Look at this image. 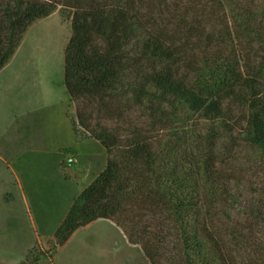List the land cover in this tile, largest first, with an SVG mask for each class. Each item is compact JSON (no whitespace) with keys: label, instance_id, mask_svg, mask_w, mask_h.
Wrapping results in <instances>:
<instances>
[{"label":"trees","instance_id":"16d2710c","mask_svg":"<svg viewBox=\"0 0 264 264\" xmlns=\"http://www.w3.org/2000/svg\"><path fill=\"white\" fill-rule=\"evenodd\" d=\"M65 3L0 0V71L14 57L34 23L59 9L68 10L71 37L65 50L64 81L71 102L98 101L100 107L108 109L115 94L122 92L131 95L123 108L145 109L154 124L175 122L176 133L165 144L137 133L123 144L108 129L92 130L89 120L78 113L80 124L101 143L107 155L118 154L108 158L106 168L74 199L53 234L54 247L64 248L78 232L100 221H134L129 218L133 207L143 205L164 210L173 219L185 264H236L233 247L239 253L254 249L263 257L264 245L256 243L251 230L234 229L224 235L213 231L209 222L220 213L219 207L225 216L237 202L218 169L234 154L233 146L224 151L220 148L232 132L225 111L229 100L246 104L248 117L242 139L264 163V61L257 68H248L244 75L237 59L217 51L215 56L204 58L197 77L190 81L178 72L183 49L157 21V16L167 14L172 19L184 17L178 14L179 5L170 8L166 0L158 4L153 0ZM247 14L245 22L261 17L264 23V9L259 15ZM263 23L257 28L251 22L243 26L262 45ZM207 41L209 50L211 37ZM145 63L151 66L149 73L145 72ZM194 119L211 124L207 133L194 138L183 136L188 129L187 133L177 132ZM263 210L252 209L251 217L264 222ZM143 250L154 264L153 250L148 246ZM39 258L25 264H37Z\"/></svg>","mask_w":264,"mask_h":264},{"label":"rangeland","instance_id":"374dc122","mask_svg":"<svg viewBox=\"0 0 264 264\" xmlns=\"http://www.w3.org/2000/svg\"><path fill=\"white\" fill-rule=\"evenodd\" d=\"M50 1L66 4V0ZM153 1L158 4L160 0ZM166 1L170 8L179 5L178 14L184 16L173 19L171 14L157 16L158 26L174 39L177 47L183 49L178 66L179 76L194 80L204 58L207 55L215 56L217 51L225 57L237 59L238 69L244 75L248 74V68H257L264 61V45L255 41L243 28L249 22L256 28L263 23L261 17L249 22H245V19L248 12L261 14L264 0ZM192 8L196 9V13L191 11ZM70 37L71 13L59 9L28 29L14 57L0 71V153L8 156L4 154L8 153L6 151H20L22 136L30 138L33 135L35 138L39 135L44 137L46 151L52 154L39 156L33 152L35 161L43 159L46 162H41V165L33 163L31 168L27 164L25 172L28 178L24 186L32 219L26 215L27 205L20 199L22 229L15 225L11 228L8 224L4 226L2 218L7 214L8 206L0 204V264L31 263L32 259L39 257L37 264H152L143 250L147 246L156 256L154 264H185L182 242L173 219L164 210L149 206H134L129 216L135 218L134 221L120 224L118 220H104L81 230L64 248L54 247L53 235L43 238L36 236L35 230L42 223L38 217L43 214L46 217L60 216V209L68 208L70 203L72 205L83 188L95 180L108 158H115L118 154L107 155L101 143L80 124L78 113L89 120L87 123L92 130L108 129L123 144L132 141L136 133L153 142L165 144L173 140L172 136L176 133L175 122L163 126L154 124L145 109L137 106L129 110L123 108L128 105L131 95L122 92L115 94V100L109 102L108 109L100 107L98 101L72 103L64 81L65 50ZM208 37H211L212 45L206 50ZM143 67L145 72H150L147 71L151 67L148 63ZM228 105L225 107L226 118L232 132L223 139L220 148L224 151L225 147L233 146L234 154L231 159L226 157L227 163L219 165L218 169L237 202L225 216L222 214L223 208L219 207L220 213L209 224L213 231L224 235L234 229H249L255 235L256 243L262 246L264 222L255 221L250 213L254 208L264 207V163L242 139L248 117L246 104L229 100ZM210 125L194 119L185 129L177 132L184 133L188 129L183 136L194 135L195 138L198 134L207 133ZM20 126H26L27 131L17 130ZM75 136L82 143L77 142ZM87 139H92L90 146L83 144ZM93 141L97 143L96 146ZM26 142L29 146H37L34 139ZM96 152L101 155V164L98 160V164L92 165L91 159ZM79 153L83 156H79L78 160L85 161V165L73 164ZM25 159L28 161L30 156L23 158L22 164ZM58 160L60 168L57 166ZM64 163L67 165L65 169ZM11 190L13 194H18ZM11 197L9 194L6 200ZM233 250L236 264H264V256L258 255L254 249L246 253H239L235 247Z\"/></svg>","mask_w":264,"mask_h":264},{"label":"crops","instance_id":"0c3cea01","mask_svg":"<svg viewBox=\"0 0 264 264\" xmlns=\"http://www.w3.org/2000/svg\"><path fill=\"white\" fill-rule=\"evenodd\" d=\"M17 130L24 131V132L27 131L26 126L25 127L20 126ZM73 130H74V127H73ZM30 138L37 141V143H36L37 146L27 145L26 140H28ZM30 138L27 135L24 137L23 136L21 137V142H20L21 150L20 151H6L8 153H4V154L8 155V156H4L3 153H0V204H4V205L7 204V206H8V207H6V213L7 214L2 219H4V221H5L4 226L5 225L7 226V224H8L9 227L11 228L15 225L16 228H19V230L22 229V223H21L22 220L21 219H23V217H22L23 212H21V207L18 204V201L20 199L27 205L28 211L26 212V215L28 214L30 216L29 218L32 219V212H31V209L29 208V202H28L29 199H28V195H27V192H26L25 186H24L25 183L27 182V178H28V176L26 175L27 172H25L27 170V164H29L30 168H31L33 163H39L41 165V162L42 163L46 162V160H43V159L35 161V159H33V152H37V154L39 156H44V155L46 156L47 154L52 155L46 151V148H45L46 144L43 143L44 137H41V136L39 137V135H37L34 138L33 135H31ZM75 138L77 139V142L82 143L76 136H75ZM91 141H92V139L91 140H88V139L84 140L83 144L90 146ZM96 144L97 143H95V146H96ZM96 149H97V147H96ZM59 150H60V148H59ZM64 150L65 149L63 148V151ZM61 155H62V153H61ZM27 156H30V159L28 161L25 159L24 163L22 164L21 160L23 158H26ZM79 156L82 157L83 156L82 153L78 154V156L76 157V160H74L73 164H75V163L80 164L81 163V165H85L86 164L85 161H79L78 160ZM100 159H101V155L98 152H96L94 158L91 159L92 165H94ZM57 164H58L57 166L60 168L61 164H60L59 160L57 161ZM89 164H90L89 166H91V163H89ZM96 164H98V163H96ZM99 164H101V160L99 161ZM106 165H107V163L105 162V165L103 166L104 168L101 167V169H102L101 172L106 168ZM63 167L67 168V165H65V163H64ZM88 169H90V167ZM91 183L92 182L88 183L83 189H86ZM65 185H66V183H65ZM11 189H14V191L17 192L18 194H13L11 192L12 191ZM9 194H11L12 197L9 200H6V198ZM70 204L68 205V208L66 206V208L63 207L62 209H60L61 215L56 217V218L53 216H47L46 217L45 214H43L40 218L38 217V219L40 221H42V223H41V226L36 228V230H35L36 236L39 235L43 238V237H46L49 235H53L56 232L59 225L61 224V222L66 217V215L70 209V206H72ZM39 208L40 207L38 206V209ZM75 237H74V239H75ZM74 239H72V241ZM72 241L70 242V244L72 243ZM30 247L26 251H28L30 249Z\"/></svg>","mask_w":264,"mask_h":264}]
</instances>
